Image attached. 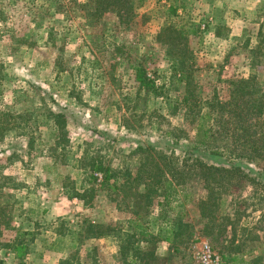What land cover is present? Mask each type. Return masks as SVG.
<instances>
[{
  "label": "rangeland",
  "instance_id": "1",
  "mask_svg": "<svg viewBox=\"0 0 264 264\" xmlns=\"http://www.w3.org/2000/svg\"><path fill=\"white\" fill-rule=\"evenodd\" d=\"M82 1L0 0V264H198L193 245L199 240L208 241L223 264H264L263 159L235 160L241 169L221 172L212 193L192 180L172 204L160 196L133 202L127 188L79 199L76 192L92 184L74 160L86 149L89 159L100 156L134 174L139 157L132 151L139 144L184 154L189 139L171 146L167 134L174 128L194 134L184 109L172 114L185 84L173 83L175 58L156 38L167 23L197 28L187 33L185 61L203 100H228L232 81L255 73L264 89V0H145L137 8L144 18L129 26L114 12L89 25L95 17L78 6ZM143 76L153 82L143 84ZM48 108L67 113L62 144L59 131L45 123ZM5 113L23 116L7 124ZM7 126L16 127L7 132ZM95 175L102 180V173ZM210 197L215 218L208 222L209 207L198 203ZM133 210L147 232L181 216L193 236L184 233L178 249L164 239L144 241L130 226ZM84 219L112 223V230L86 238ZM60 232L64 248L56 251L50 245Z\"/></svg>",
  "mask_w": 264,
  "mask_h": 264
},
{
  "label": "trees",
  "instance_id": "2",
  "mask_svg": "<svg viewBox=\"0 0 264 264\" xmlns=\"http://www.w3.org/2000/svg\"><path fill=\"white\" fill-rule=\"evenodd\" d=\"M144 1L84 0L79 2L78 6L88 14L90 19L95 17V20L92 21L87 19L89 25L94 24V21L99 20L104 14L114 12L120 22L129 26L128 24L132 19L144 18L145 15L137 13V8L141 7ZM47 8L50 13H53L56 7L47 5ZM188 32L197 33V28L191 30L167 23L156 36L158 41L169 46L167 53L175 58L176 64L173 69L176 80L173 83L184 82L185 84L183 95L174 99L171 105L174 109L172 114H176L179 109H184L185 116H187L194 134L190 138L189 131L180 128H174L167 132L172 137L170 138L171 146L180 144L183 136L189 139L184 154H176L175 148L166 151L155 145L139 144L132 151V153H137L139 157V165L133 174L132 170L122 173L121 170L114 169L110 164H104L100 156L89 159L85 149L83 154L80 157H75L74 160L75 165L80 164L79 166L84 169L92 187L84 189L83 193L76 192L79 199L91 202L96 190L107 189L116 192L119 189L125 191L127 188L126 191L132 196L133 202L140 198H146L150 201L153 197L160 196L164 197L166 204H172L178 200L179 190L186 189L192 180H202L204 182L203 186L212 193L214 190L212 183L221 172H235L241 169V166L234 162L235 160H264V89L256 82V73L247 78L241 77L233 80L234 86L228 100L222 101L216 95L211 99L203 100L196 93L197 88L193 79L192 65L187 64L185 61V55L188 51L187 43H189ZM134 68L138 72L142 70L141 67ZM146 76H143V84L153 82L152 79ZM161 93L157 92L158 95ZM44 114L47 119L45 122L47 126L55 133L59 131L62 140L57 142L62 144L66 141V127L69 122L67 113L61 109L48 108ZM5 116L6 120L1 119L2 123L9 121V117L17 119L23 115L5 113ZM15 127L7 126L3 128L9 132ZM1 136H4V134ZM200 153L225 158L231 166L230 168H223L210 164ZM59 156L60 154H57L56 161ZM97 172L102 173V180L99 182L95 175ZM139 186H143V191L138 188ZM215 200L214 197L206 200L199 199V207H209L211 219L208 222L215 218ZM136 214L137 217L129 219L130 226L135 229L134 235L139 233L144 241L156 244L157 241L164 239L175 243V247L178 249L177 244L184 233L189 232L188 237L190 238L193 236V232L188 230L190 224L184 221L181 216H174L173 219L169 217L167 226L162 227L161 225L158 232H147L148 228L139 221L140 214L137 213V210H133V215ZM111 230L112 223L106 224L93 222L89 219L83 220L82 231L85 233L86 238H99L108 235ZM61 233L59 236L64 235ZM163 233L164 237H162ZM22 234L26 233L23 232ZM62 237L64 236L58 237L51 243L50 246L53 250H63L64 246L58 247L64 241ZM213 240L216 239L213 238ZM222 249L227 251L230 247L223 246Z\"/></svg>",
  "mask_w": 264,
  "mask_h": 264
},
{
  "label": "built area",
  "instance_id": "3",
  "mask_svg": "<svg viewBox=\"0 0 264 264\" xmlns=\"http://www.w3.org/2000/svg\"><path fill=\"white\" fill-rule=\"evenodd\" d=\"M194 247V256L198 264H223L221 256L213 250L206 240H199Z\"/></svg>",
  "mask_w": 264,
  "mask_h": 264
}]
</instances>
